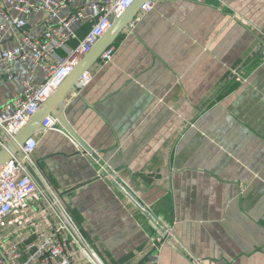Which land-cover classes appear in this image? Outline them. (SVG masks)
I'll use <instances>...</instances> for the list:
<instances>
[{"label": "crops", "instance_id": "obj_1", "mask_svg": "<svg viewBox=\"0 0 264 264\" xmlns=\"http://www.w3.org/2000/svg\"><path fill=\"white\" fill-rule=\"evenodd\" d=\"M150 2L65 101L95 155L49 128L33 157L108 264H146L159 234L108 166L174 233L155 264H264V0ZM26 18L5 46L41 33L46 13ZM31 65L8 80L0 63V107Z\"/></svg>", "mask_w": 264, "mask_h": 264}, {"label": "built area", "instance_id": "obj_2", "mask_svg": "<svg viewBox=\"0 0 264 264\" xmlns=\"http://www.w3.org/2000/svg\"><path fill=\"white\" fill-rule=\"evenodd\" d=\"M134 1L92 0L72 7L73 0H2L0 63L4 65V74L12 80L21 61L30 60L32 65L22 89L0 107V149L65 80L81 55L108 30L112 19ZM152 8L149 1L141 10L148 12ZM38 12L46 13L39 35L23 33L15 44H3L10 32L23 30L28 25L27 16ZM85 23L91 24V29L81 38L77 26ZM73 40H78L76 48L66 56H58V50ZM115 50L113 45L107 48L101 61H111ZM93 78L91 70L87 71L79 79L77 88L85 87ZM37 145L36 133L0 170V264H108L70 207L42 174L33 157ZM152 222L155 224L153 219ZM156 228L159 234L153 239L146 264H155L158 259L155 252L166 241L175 240L169 225H156Z\"/></svg>", "mask_w": 264, "mask_h": 264}, {"label": "water", "instance_id": "obj_3", "mask_svg": "<svg viewBox=\"0 0 264 264\" xmlns=\"http://www.w3.org/2000/svg\"><path fill=\"white\" fill-rule=\"evenodd\" d=\"M151 0H135L121 15L112 19V24L108 30L98 39L96 44L86 53L81 55L65 80L56 87L47 99L41 103L38 110L28 119L16 135L0 149V170L8 163L32 135L49 128H58L67 133L76 141L85 153L95 155L90 145L75 131L67 120L64 113V104L72 92H75L79 79L89 71L93 65L101 61L103 52L112 46L120 34L129 27L131 21L139 14L141 7ZM105 173L114 180L150 219H153L157 226L162 227L160 220L152 210L136 195V193L126 184L109 166L105 168ZM7 260V258H6ZM9 263V261L7 260Z\"/></svg>", "mask_w": 264, "mask_h": 264}]
</instances>
